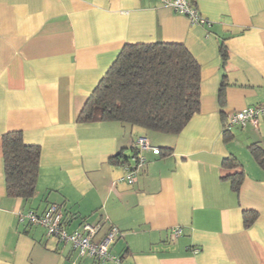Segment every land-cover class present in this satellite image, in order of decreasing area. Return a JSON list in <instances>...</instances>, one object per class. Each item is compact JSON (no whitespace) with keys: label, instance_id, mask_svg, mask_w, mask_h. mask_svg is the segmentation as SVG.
I'll return each instance as SVG.
<instances>
[{"label":"crops","instance_id":"obj_1","mask_svg":"<svg viewBox=\"0 0 264 264\" xmlns=\"http://www.w3.org/2000/svg\"><path fill=\"white\" fill-rule=\"evenodd\" d=\"M195 1L209 24L161 0H0V264H108L19 218L50 203L68 231L116 226L111 251L128 264H264V166L250 149L264 154V116L222 126L264 101V0ZM151 41L182 42L200 66L199 109L183 128L77 120L123 44ZM12 130L40 149L27 199L6 192L2 136ZM139 135L160 152L143 150L128 183L123 159ZM228 156L240 164L226 167ZM243 210L257 212L249 225Z\"/></svg>","mask_w":264,"mask_h":264},{"label":"trees","instance_id":"obj_2","mask_svg":"<svg viewBox=\"0 0 264 264\" xmlns=\"http://www.w3.org/2000/svg\"><path fill=\"white\" fill-rule=\"evenodd\" d=\"M222 59L226 48L220 46ZM200 66L182 42H126L81 107L77 120L119 121L161 133L179 132L199 109ZM223 131L228 130L223 119ZM160 148V147H159ZM166 149L167 147H163ZM264 166L263 150L251 145ZM5 187L8 195H33L39 146L24 143L19 130L2 136ZM127 159H123L126 163ZM226 167L240 164L235 156L223 158ZM232 189L240 187L241 173L229 174ZM244 225L257 216L243 210Z\"/></svg>","mask_w":264,"mask_h":264},{"label":"built area","instance_id":"obj_3","mask_svg":"<svg viewBox=\"0 0 264 264\" xmlns=\"http://www.w3.org/2000/svg\"><path fill=\"white\" fill-rule=\"evenodd\" d=\"M161 1L174 11L185 15L193 24H209V21L200 14L195 0ZM261 116H264V101L227 113L225 124L227 126H242L246 123L256 125ZM143 150H150L155 154L160 152V148L153 145L147 137L139 135L134 141L131 156L126 163H123L124 178L128 183L133 181L136 169L145 162ZM19 218L30 224L42 226L46 235L55 236L59 241L68 243L80 256L92 258L97 263L128 264L123 262L121 256L111 251L112 243L120 234L119 229L114 225H110L100 237H96L100 225L88 221H82L78 228L68 231L65 229L62 212L56 203H50L42 212L30 208L21 213ZM180 231L181 229L176 226L172 228L171 234L175 236Z\"/></svg>","mask_w":264,"mask_h":264},{"label":"rangeland","instance_id":"obj_4","mask_svg":"<svg viewBox=\"0 0 264 264\" xmlns=\"http://www.w3.org/2000/svg\"><path fill=\"white\" fill-rule=\"evenodd\" d=\"M147 131H145L146 133L150 132V130L146 129Z\"/></svg>","mask_w":264,"mask_h":264}]
</instances>
